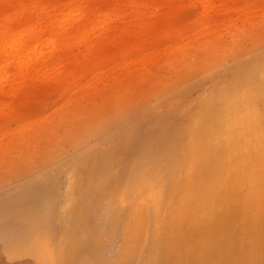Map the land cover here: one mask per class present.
Returning a JSON list of instances; mask_svg holds the SVG:
<instances>
[{
  "label": "rangeland",
  "instance_id": "1",
  "mask_svg": "<svg viewBox=\"0 0 264 264\" xmlns=\"http://www.w3.org/2000/svg\"><path fill=\"white\" fill-rule=\"evenodd\" d=\"M16 27L26 38L34 32L29 52L44 62L23 76L16 62L0 67V264H51L56 255L47 234L44 239L32 235L30 247L19 248L30 243L31 224L16 217L14 205L30 198L24 207L31 208L55 194L59 201L72 188L77 176L72 166L79 155L86 153L91 164L94 158L87 152L98 147L96 152L107 159L102 152L130 128L124 144L132 141V155L122 160V173L109 174L115 186L96 209L90 207L88 223L87 218L78 223L74 238L81 241L78 230L87 225L95 244L93 252H86L97 264H138L146 225L134 230L128 220L113 231L111 205L119 207L127 174L144 146L155 143L161 126L171 128V118L183 116L211 93L213 75L264 51V0H0V40L8 41ZM11 52L10 47L0 49V60ZM219 189L223 208L230 186ZM97 193L96 200L101 198ZM141 199H136L138 205ZM56 214L61 228L68 229V215L62 209ZM198 219L197 229L206 233L224 217ZM231 224L233 243L226 250L222 233L218 258L222 254L229 261L222 264H253L250 249L264 245L263 239L258 234L248 239L237 219ZM189 225L173 234L180 244L167 252L163 264H189L186 252L195 230ZM74 242L64 243L65 251L81 248ZM212 260L205 262L217 263Z\"/></svg>",
  "mask_w": 264,
  "mask_h": 264
},
{
  "label": "bare ground",
  "instance_id": "2",
  "mask_svg": "<svg viewBox=\"0 0 264 264\" xmlns=\"http://www.w3.org/2000/svg\"><path fill=\"white\" fill-rule=\"evenodd\" d=\"M61 25L60 29L67 30V26ZM18 29L15 28L8 41L4 38L0 40V49L10 47L12 51L5 60H0V67L3 63L11 65L16 62L23 76L37 71L44 60L29 52L28 46L35 39L34 32H29L26 38ZM245 60L222 70L217 76L213 75L211 93L184 110L186 113L183 116H168L167 113L168 117L175 115V119H170L172 127L161 126L155 143L144 146V154L127 174L119 207L114 203L111 205L114 214L111 229L114 231V226L125 227L128 220L133 222L134 230L146 225L138 264H163L167 252L180 244L173 234L189 223L192 229L193 225L195 228L190 234L193 242L186 252L189 264H203L212 257L217 259L216 264L218 259L221 264L224 259L228 263L225 255L218 256L223 251L222 243L225 249L233 243L231 222L235 219L244 224L242 231L248 239L251 236L254 239L252 234H258L259 239L264 241V51ZM176 112L179 116L183 113L181 110ZM132 129L102 152L107 159L101 158L97 153L99 151L96 152L98 147L87 152L93 155L91 164L86 161V153L79 155L72 166L77 171L72 188L61 192L59 201L55 202L56 194H44L41 202H36L37 207H24L29 204L30 198L26 203L20 200L14 205L16 217L31 224L30 243L21 244V250L30 247L34 241L32 235L44 239L47 234L50 237L46 238L47 245L56 255L51 264H97V259L86 252L92 250L95 244L90 229L87 225L81 226L80 232L78 230V234L83 233L81 241L78 240L80 237L74 238L75 230L84 219L87 218L88 223L90 207L96 209L98 202L106 196L104 193L113 188L109 174L123 172L122 160L132 155L129 147L133 145L131 140L130 146L124 141L131 136ZM83 173L89 174V177L83 178ZM104 179H108L105 184ZM93 182H96L95 186H92ZM222 186H230L226 196L228 204L223 208L218 204L219 188ZM95 192L101 194L98 200L94 198ZM138 197L142 198L139 205L136 202ZM32 201L35 204L34 199ZM43 205H46L45 210L38 211ZM22 207L25 209L20 210ZM57 209L64 210L69 217L66 230L61 228ZM198 217H224V220L213 231L205 233L197 229L201 226ZM222 233L225 244L217 241ZM74 240L81 244L82 249L71 247L73 251L70 254L65 251V244ZM3 248L0 247V254ZM250 250L253 264H264V245L253 246Z\"/></svg>",
  "mask_w": 264,
  "mask_h": 264
}]
</instances>
